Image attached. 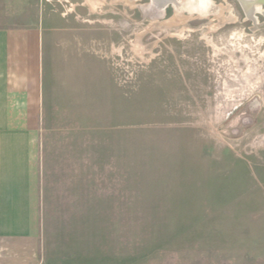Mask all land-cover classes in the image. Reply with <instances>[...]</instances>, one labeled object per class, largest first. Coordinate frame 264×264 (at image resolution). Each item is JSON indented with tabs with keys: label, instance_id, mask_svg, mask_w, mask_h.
<instances>
[{
	"label": "rangeland",
	"instance_id": "374dc122",
	"mask_svg": "<svg viewBox=\"0 0 264 264\" xmlns=\"http://www.w3.org/2000/svg\"><path fill=\"white\" fill-rule=\"evenodd\" d=\"M0 27L42 35L41 204L58 245L95 264H264L261 10L0 0Z\"/></svg>",
	"mask_w": 264,
	"mask_h": 264
},
{
	"label": "crops",
	"instance_id": "0c3cea01",
	"mask_svg": "<svg viewBox=\"0 0 264 264\" xmlns=\"http://www.w3.org/2000/svg\"><path fill=\"white\" fill-rule=\"evenodd\" d=\"M42 93L39 30L0 27V264H95L86 252L58 245L55 224L44 218Z\"/></svg>",
	"mask_w": 264,
	"mask_h": 264
},
{
	"label": "water",
	"instance_id": "95a60500",
	"mask_svg": "<svg viewBox=\"0 0 264 264\" xmlns=\"http://www.w3.org/2000/svg\"><path fill=\"white\" fill-rule=\"evenodd\" d=\"M241 3H242V5H243V7L245 8V10L247 9L246 8V5H249L247 2H249V1H243V0H239ZM254 5H259V6H264V0H253L252 2H251V4H250V7H249V10H247L246 12H247V14L250 16V17H252L253 15H254V13H256L257 12V10H256V8L254 7Z\"/></svg>",
	"mask_w": 264,
	"mask_h": 264
},
{
	"label": "bare ground",
	"instance_id": "6f19581e",
	"mask_svg": "<svg viewBox=\"0 0 264 264\" xmlns=\"http://www.w3.org/2000/svg\"><path fill=\"white\" fill-rule=\"evenodd\" d=\"M243 1H245V0H243ZM246 1H249V2H247L249 5H246V11L247 10H249V7H250V4H251V2L253 1V0H246ZM254 7L256 8V10H257V12L258 11H262V13L264 14V6L263 7H261V6H259V5H254ZM263 8V9H262Z\"/></svg>",
	"mask_w": 264,
	"mask_h": 264
}]
</instances>
